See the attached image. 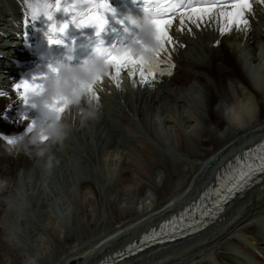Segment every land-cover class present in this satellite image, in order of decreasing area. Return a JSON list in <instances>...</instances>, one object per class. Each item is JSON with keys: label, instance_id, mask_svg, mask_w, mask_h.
Here are the masks:
<instances>
[{"label": "bare ground", "instance_id": "bare-ground-1", "mask_svg": "<svg viewBox=\"0 0 264 264\" xmlns=\"http://www.w3.org/2000/svg\"><path fill=\"white\" fill-rule=\"evenodd\" d=\"M0 1L2 5H0V76H2L0 79V88L2 91L0 93H5L0 95V101L5 100L8 103L6 108L3 107L4 109L0 110V126H3L6 120L8 121L6 124L10 123L12 126L9 129L10 131H0L4 133L20 134L26 131L30 124L39 120L40 107L34 105L26 97L21 96L20 91L22 90L18 91L17 89L14 90L11 88L12 81L15 79L14 71L16 70L12 67H8L9 58L7 55H14L13 50L15 47H12L14 30H12V27H15V20L19 15L20 8L17 0H7L9 4L4 3L3 0ZM253 3L252 11L250 13L246 12L244 16V18L248 20L249 27L237 28L233 25L231 31L226 33L220 31L221 21L218 19L209 20L205 17L203 21H198L200 27L186 20L183 29L180 28L179 18L176 19L169 31V35L173 38V44H166L168 52H162L160 57L166 60L168 53H171V64L165 63L160 65L161 69L170 68L171 74H168L167 71L163 74L157 72L154 80H150L148 83H142L138 72L135 75H129L128 69H122L119 90L122 89L125 90V92L121 94L115 93L114 91L112 92L111 90V87L117 85V82L109 78L111 77L110 72H114V69L110 70L109 75L105 76L103 80L111 79L113 82L108 83L105 89L102 88V84L105 82H101L94 86V90L99 97L97 100L98 104L101 107L103 105L105 106L103 109L100 108L106 110L108 107V110L113 115V122H111V124H113V129L109 133L105 132V129H102L101 126L98 127L95 132L87 128V126L83 127L84 130H82V127L80 128V123L78 125L76 124L81 118L78 109L68 108L65 110L63 115L68 122L70 123L74 120L76 127H78L80 131H84L81 132V134L84 136L82 139L85 138L86 141L84 140V143H80V146L131 148L139 151L142 156H144L143 158L146 159L147 163L150 166H154L158 171H154V175H150L145 169L140 168L130 157L126 158L124 160L126 166L120 169V177L115 181V186L118 187L116 190L118 195L117 199L121 202L125 201L126 205L123 206L122 209L119 207L118 202L110 201V217H107V220H102L99 215L95 214L96 212H94V210L89 208L93 206L94 201L88 200L87 207L82 209V219L79 221L83 223L81 227H85L87 231H90L100 223L99 225L105 227L104 232L107 233L103 236H97L98 239L87 248L90 251L87 250L85 253L80 252L82 250L76 252L74 250L69 251L61 264H70V262H73V264H94L98 262L104 254L112 252V250H115L117 247H122L133 237H138L142 229H147L152 223L159 222L163 215L174 205V202L182 201L186 198L189 199V196H193L200 185L209 179H213L215 172L217 169L219 170L220 166L223 164V160L230 158L234 151L237 152L240 148H245L252 144L262 135L264 132V72H261V74L257 76L256 70H258V66H254L253 64L261 63L264 58V45L259 46L258 44L260 41H264V0H253ZM11 18L12 21H10ZM203 26L206 27L203 28L200 33L196 32L197 29ZM193 32H195V34L191 37ZM212 38L213 47H209L208 44ZM221 48H225L228 52L222 55L220 53ZM232 48L237 50L239 55L242 54L243 56V59L237 63L238 67L243 65L246 67V70L244 69L245 71H243L244 73L242 72L243 79L235 73L232 67L226 65L229 63L226 62V58L231 56L232 59H234L232 55H238L233 52ZM205 54H209V63L202 66L198 59ZM215 65L220 72L218 76L210 74V71L213 70ZM262 68H264L263 65ZM123 73L128 74V76H123ZM181 76H185L186 81L182 83L174 81V79ZM222 77H224L226 81L223 80ZM192 79L196 80V84L191 83ZM198 91L202 92V97L200 99L202 100L204 98L208 104L206 109L203 106L193 105L192 103L193 98L199 102L198 97L194 96L195 94L192 93ZM105 94L113 98L115 102H107V96ZM189 95L192 98H189ZM214 102H216L215 107L210 106ZM7 108H10V110H5ZM194 108L197 110H194ZM250 110L254 112L249 113ZM177 111L183 115L182 119L185 122L191 121L190 118H194L204 124L199 123L200 126H194L193 135L195 138H192L194 142L191 143L188 142V140L180 139L179 145L181 150L187 156L195 160L191 163L188 162L185 166L186 168H184V166L172 168V163H170L171 158L169 156H161V154L159 155L156 151L152 150V148L147 147L149 144L146 142V137L134 121L137 113L146 126L145 130L158 139L160 146H168L170 142H167L164 138L163 140L160 139L161 136H159L158 131L151 128L150 123L147 121V115L157 117L163 114V116L165 115L164 122L168 123L172 121L171 114H175ZM219 113H221L222 117H226L229 114V117L220 121ZM150 116H148L149 119ZM210 119L214 120V122L211 123L212 121ZM92 124V128L94 129V123ZM0 146L5 147V151L1 152L0 155L5 156L7 159L12 158L19 149L1 140ZM54 148L55 146H53L51 152ZM84 152H86V150ZM46 159L47 157L41 158L37 155L31 157L30 161L26 165H23L25 167H21L18 170L17 176L10 175L7 168L1 167L0 196L3 197L0 198H3V200H1L2 202L0 201V212L10 211L9 213L12 215V209H15L14 207L21 203L26 207H30L26 203L30 196H26V187L28 185L24 187L25 184L23 185V183H30L29 181L33 179L34 176H43L45 179H49L51 185L50 191L43 189L41 204L39 206H37V204L33 206L34 215L36 213L39 215L43 213V208L48 207L50 204V198L52 202H54L52 195H59L60 193V190L58 188L56 189L57 183L62 182L63 186H66L65 183H67L66 181L70 171L77 174V181L81 184L93 186L95 188L93 179L86 180L84 176L81 175L82 173H78L75 169H73V171L68 168L69 171L67 173L59 172L60 174H58V176L60 175V178L56 179L55 177L57 176H54V179L51 178L52 175L50 177L46 173L47 171L44 172V169L48 170ZM209 161H213V164L207 167ZM76 166L81 167L82 171H86L87 165L82 163ZM89 169H91V171L93 170L91 167H89L88 170ZM161 172H164V174L161 176L160 181H158L156 177H160ZM202 174L204 176H202ZM182 177L183 179L179 181L178 179ZM125 183L126 185L132 184V186L134 184V189L125 193L127 189V186H123ZM261 184L263 189L264 180ZM109 188H111V186ZM147 190L153 191L154 196L156 195V197H154L155 205L153 204L154 206L151 209H149L151 205L143 206L145 209L134 206L135 199L148 196ZM262 192L264 193V191ZM248 195L249 194H245L244 197ZM244 197L237 195L235 198L236 202H234L233 205L243 201L242 199ZM261 198L262 200L256 198L248 208L246 207L247 211L254 209L252 212H243L245 214L242 216L239 214L241 217L238 218L235 223H232L228 229L225 228L226 226H223V230L214 233V238L212 237L214 240L210 239L207 241L209 245L206 247L209 246V248H201V250L203 249L204 251V249H206L205 251L209 252L199 254L196 264H216L212 257H207L210 251L211 254L218 257V259L221 258L224 260L223 262L226 264H242L234 257L236 254L232 248H236V252H241L242 257H240L243 258L242 260L245 264H248L249 260H254L253 264H264V235L262 236L261 232L257 230V219L249 221L253 218V213L258 208H261L260 206L264 205L262 202L264 197ZM260 202L261 204L259 206H255ZM38 203H40V201H38ZM236 208L237 207L229 204L219 215V219L212 225L214 226L218 223L226 222H220L221 218L224 217L225 219L226 215L232 216V212ZM262 208H264V206ZM230 211L231 213L229 214L228 212ZM263 214L264 211L262 214L256 216L259 217ZM123 215L128 219H123ZM32 220L33 219L30 218V220L26 219V222L24 221V225L31 229V233L32 231L34 232L37 227V222ZM258 220L260 222L262 220L264 221V215ZM78 225L79 224H75L76 228ZM3 228L4 227H2L0 223V261H4V254H7L11 257L13 256L14 261L19 262L17 256H14L15 253H13L3 240L4 237H10L8 235L9 233L7 234L4 232L6 229L3 230ZM238 231L246 236V241L244 239H238V235L236 236ZM72 237H66V240L68 241ZM58 242H60L62 248L63 246L61 244L64 243V241L58 240ZM227 243L231 246V249L223 247ZM17 244L15 245L17 246ZM219 244L223 246L218 247ZM198 246H195L194 249L201 247ZM220 248H224L225 251ZM93 249L97 250L95 253L96 256L94 257L95 259L90 262L92 259L89 258V263H85L86 256L89 257L87 253L89 254ZM198 251L200 250L198 249ZM60 252H62V250H60ZM193 254V256L196 255L195 253ZM138 259L139 258H137L136 261ZM123 262L124 261L121 263ZM186 262L187 261H184L182 264H193L192 262Z\"/></svg>", "mask_w": 264, "mask_h": 264}, {"label": "rangeland", "instance_id": "rangeland-1", "mask_svg": "<svg viewBox=\"0 0 264 264\" xmlns=\"http://www.w3.org/2000/svg\"><path fill=\"white\" fill-rule=\"evenodd\" d=\"M3 2L6 4H9V2H7V0H3ZM0 5H1V1H0ZM207 24H209V23H207ZM205 27L206 26H203L202 28L197 29L196 32L200 33L201 30ZM194 34H195V32H193L191 34V37H193ZM208 46L213 47V38L211 39ZM232 50L235 54H238L237 50H235L234 48H232ZM226 52H228V51L225 48H221L220 53L222 55H223V53H226ZM238 55L237 56L232 55L234 57V59H232L231 56H229V58H226V62H229L226 65L229 67H232L233 70H235V73L243 79L242 72L246 70V67L245 66H244L245 68L243 66L238 67L237 63H239L241 61V59L240 60L237 59ZM240 56H242V54H240ZM209 58H210L209 54H205V55H202V57H199L198 61L203 66V65H206L207 63H209ZM221 63H223V62H221ZM253 65L258 66V68H257L258 70H256L257 76H259L261 74V72H264L263 71L264 68H262V65L264 67V58H263L261 63L253 64ZM217 68L218 67L215 65L213 70L210 71V74L218 76L220 74V72H219V69L217 70ZM222 79L226 81V79L224 77H222ZM174 81L182 83V82L186 81V77L181 76V77L174 79ZM108 83H110V80H108V82L103 83L102 88L105 89L106 86L108 85ZM191 83L196 84V80L192 79ZM119 89L120 88L117 85H115L114 87L113 86L111 87L112 92L114 91L115 93H121V94H122V92H125V90H122V89L119 90ZM192 93L195 94L194 96L198 97V99H199V102H197L193 98L192 99L193 105L203 106L206 109L208 104L206 103L204 98L202 100L200 99L202 97V92L198 91V92H192ZM105 95L107 96L106 97L107 102H115L113 98L108 97L107 94H105ZM214 97H215V95H214ZM189 98H192V97L189 95ZM189 102H190V100H189ZM7 105H8V103L5 100H1L0 101V110L6 108ZM209 105H210V103H209ZM215 105H216V102L212 103V105H210V106L215 107ZM100 107L101 106L99 105V107L97 109V116L95 119H91L82 125L81 124V118H80V120L77 121L76 124L78 125L80 123V128L82 127V130H84L83 127L87 126V128H89L90 130H93V132H95L97 130V128L101 126L102 129H105V132H107V133L112 131L113 124H111V122H113V119H112L113 115L108 110V107L106 110H102L105 107L104 105L101 107L102 109ZM5 110H10V108H7ZM194 110H197V109L194 108ZM227 112H229V111H227ZM253 112L254 111L250 110L249 113H253ZM178 113H179V111H177L175 114H171V119L173 122L171 121L168 123L164 122L165 115L163 116V114H161L157 117L147 115V121H148V123H150L151 128L153 130L158 131L159 136H161L160 139L163 140V138H164V140H166L167 142H170V143H168V146H160L158 139L156 137H154V135H150V133L145 130L146 126H145L144 122L142 121V118L137 113H136V116L134 118V121L136 122L137 127H139V129L142 130L143 135L146 137V142L149 144V146H147V147L152 148V150L156 151L159 155L161 154V156L162 155L163 156L164 155L169 156L171 158L170 163H172V165H171L172 168H175L178 166H184V168H186L185 166H186V164H188V162L191 163V162H194L195 160H194V158L187 156L181 150V147L179 145L180 139L188 140V142H191V143L194 142V140L192 139V138H195V136L193 135V128H194V126H200L199 123H201V122H199V120H195L194 118H190L191 121L185 122L182 119L183 115L181 113H179V114ZM148 116H150V119ZM219 116H220L219 120L221 121L222 119L224 120V118L227 119L229 117V114L226 117H222L221 113H219ZM158 117H160V118H158ZM210 120L212 121L211 123L214 122V120H212V119H210ZM69 121H71V120H69ZM7 122H8L7 120L5 123L3 122L4 123L3 126H7L8 128L0 126L1 131L9 130L10 127H12L10 125V123L6 124ZM71 122H70L72 124L71 134L66 138V140L64 141V143L62 145L55 146L54 150L51 152V154L54 156L53 167L48 168V170L44 169L45 171L44 170L43 171L44 172L47 171L46 173L50 177L52 175L51 178H53L54 176H57V177H55L57 179V178H60V175L58 176V174H60L61 172L67 173L69 170L75 169V171H77L78 173H82L81 175H83L86 180L87 179L88 180L93 179V182L95 183L96 189L93 186H85V184H81L79 181H77L78 180L77 174H74L72 171H70V174L68 175L69 177L67 178V181H66L67 183H65L66 186H63L62 182L57 183L56 189L58 188L60 190L59 191L60 193H59V195L58 194L52 195L53 196L52 199L54 202H52V200L50 198V204L48 205V207L43 208L44 209L43 213H40L41 215H39L38 213H36L34 215L33 214L34 213L33 212V206L35 204H37V206H39L41 204V200H42L41 197L43 196V193H42L43 189L46 191H50L51 185H50L49 179H45L43 176L42 177L34 176V178L29 181L31 184L28 182H24L23 183V185L25 184L24 187H26L28 185L26 187V196L30 195L29 200H27V202L26 201L25 202L30 207H26L24 204L21 203L20 205H18L21 207L16 206V207H14L15 209H12V211H13L12 215H10V213H9L10 211L9 212H3V211L0 212L1 226L4 227L3 230L6 229V230H4V232L7 234L9 233L8 235L10 236L8 238L4 237L3 240L5 241L7 246L10 247V249L13 251V253H15L14 256H17V259L19 260V262L14 261L13 256L11 257L7 254H4V257H5L4 261H2V262L0 261V264H61L65 255L71 250H74L75 252L82 250L80 252H84V253H85V251L87 252V250L90 251L87 248H89V246H91L95 242V240L98 239L97 236L98 235L103 236L107 232L106 233L104 232L105 227L100 226L99 225L100 223H98V225L96 227H94L95 229L92 228V230H90V231H87L85 229V227H81V224L83 225V223H81L79 221H80V219H82V214H81L82 209L87 207L88 200L94 201L93 206H90L89 208L94 210V212H96L95 214L99 215L102 218V220L106 219L107 217H110L109 216V209H110V203L111 202H118L119 207H121L122 209H123V206L126 205L125 201L121 202L120 200L117 199L118 195L116 193V190L118 189V187L115 186L116 185V183H115L116 179H118L120 177V169H122V167L126 166L124 164V160L126 158L130 157L135 163H137V165L140 168L145 169L146 172L149 173L150 175L151 174L154 175V171H156V172L158 171L154 168V166H150L147 163L146 159L143 158L144 156H142V154L139 151H136V150L131 149V148H126V147H109V148L103 147V148H100L98 146H80V143L82 144V143H84V140L86 141L85 138L82 139L84 136H82L83 134H81V132H84V131H80V129L78 127H76V124H74L75 123L74 120H72ZM90 122L94 123L93 127L95 130L92 128L93 124ZM155 124H157V125H155ZM201 124H203V123H201ZM93 140H94V138H93ZM75 144H76V146H75ZM84 147H85L86 152H84L85 151ZM3 151H5V147L0 146V153ZM34 156H36V149L35 148H28V149H25V151H24V149H18L16 154L12 158H8V159L5 156L0 155V170L2 168H7L8 173L10 175H16L17 176L18 170L21 167H25L23 165H26L30 161L31 157H34ZM184 161H186V162H184ZM82 163L84 165H87L86 171H82L81 167L76 166V165H79ZM89 167L93 168L92 171H91V169H89L91 172L88 170ZM68 168H69V170H68ZM110 170H112V171H110ZM85 172H87V173H85ZM163 174H164V172H161L160 177L157 176L156 180L160 181L161 176ZM202 176H204V175L202 174ZM37 177H40V178H37ZM182 179H183V177L179 178L178 180L181 181ZM174 181H176V180H174ZM103 184H104V186H103ZM60 185H62V186H60ZM128 185H130V186H128ZM110 186H111V188H109ZM123 186L124 187L127 186L125 193L130 192L129 190L132 191L134 189V184L132 186V184L126 185V183H125V184H123ZM260 187L261 186H259L258 188H260ZM258 188H255L251 191V193H248L249 195L244 197L242 199L243 201H241L240 203H237L234 205L231 204V206H234L237 208L233 210L232 216L226 215L225 219H224V217L221 218L220 222L221 221H226V222H224V223L221 222V223H218L214 226L212 225L213 227L212 226L209 227L207 230L198 234L197 236H194L193 239L187 240V242H185V243L177 244V245H171L168 247L167 251H161V252L156 253L158 249H153V250H151V252L149 254H144V255L139 256L138 257L139 259L137 261H136L137 258H135L134 260H127V261H124L123 263H121L122 261H120L118 264H171V263L172 264H182L184 261L192 262L193 264H196V261L198 260L197 256L199 254H201L203 252L204 253L209 252V251H205L206 249H204V251H203V249L201 250V248H205L207 245H209V244H207V241L212 239V237L214 236V233L218 232L219 230H223L224 229L223 226H226L225 228L228 229L229 226L232 225V223H235V221H237L238 218H240L242 215H244L245 213H248V212H252L254 210V209H251V210L247 211L246 207L248 208V206H250V204H252V202H254L256 198L262 200L261 197H264V193L262 191H260L262 188H260V190ZM96 190L98 191L99 194L97 193ZM147 191H148L147 195L149 197L147 196V197L135 199V201H134L135 205L134 206H137V208L142 209L146 205L147 206L151 205V207H149V209H151L155 205L154 204V202H155L154 197H156V195L154 196L153 191H149V190H147ZM0 197H3V196H0ZM1 200H3V198H0V201ZM38 201H40V203H38ZM262 202L264 203V198H263ZM263 203H262V205H263ZM121 204H123V205H121ZM260 204H261V202L255 206H259ZM263 206H260L261 208H258L253 213V215H252L253 218H251L252 220L251 219L249 220V221H253V220L257 219V222H256V225L258 226L257 230H258V232H261L262 236L264 235V221L262 220L260 222L258 219L261 218L264 214L262 216H259V217L256 215L262 214V212L264 211V208H262ZM96 208H97V210H96ZM243 212H245V213H243ZM228 213L230 214L231 211ZM246 217H248V216H246ZM30 218L37 222L36 230L34 232L32 231V233H31V229L28 226L24 225L25 224L24 221L26 222V219L30 220ZM122 218L125 219L126 216L123 215ZM126 219H128V218H126ZM231 220L234 222H232ZM3 223L5 224V226ZM75 224L80 225V227H79V225L77 227L78 230H77ZM98 227H100V228H98ZM85 233H87V234H85ZM72 236H74V237H72ZM236 236L238 237V239H242V240L244 239L246 241V236L243 233L241 234L238 231L236 233ZM66 237H68V238L72 237V238H70L67 241ZM1 239H2V237H1ZM58 240L64 241V243L61 244L63 246L62 248H61L60 242H58ZM92 240H94V241H92ZM212 240H214V239H212ZM87 241H88V243H87ZM17 242H18V244H17ZM117 243H119V242H117ZM15 244H17V246ZM203 245H204V247H203ZM195 246H198V247L201 246L200 248H198L200 251H198V249H194ZM222 246L223 245L219 244L218 247H222ZM17 247H18V249H17ZM223 247H228L231 249V246H229L228 243ZM206 248L208 249L209 246ZM16 249H17V251H16ZM220 249H224V248H220ZM60 250H62V252H60ZM96 251H97L96 249L95 250L93 249V250H91L92 253L91 252L89 254L87 253V255H89V257L86 256L85 263H89L90 259H92V260H90V262L95 259L94 257L96 256L95 255ZM224 251H225V249H224ZM234 252L237 256L236 257L234 255L236 260L242 264H245L242 260L243 258H241L242 257L241 252H236V251H234ZM61 253H62V255H61ZM193 253L196 254L195 255L196 257L193 256L194 255ZM16 254H18V255H16ZM57 254H58V256H57ZM92 254H93V256H92ZM207 257H210V258L212 257L213 261L216 264H226L225 262H223L224 260H222L221 258L218 259V257L211 254V251ZM204 264H206V263H204Z\"/></svg>", "mask_w": 264, "mask_h": 264}, {"label": "clouds", "instance_id": "clouds-1", "mask_svg": "<svg viewBox=\"0 0 264 264\" xmlns=\"http://www.w3.org/2000/svg\"><path fill=\"white\" fill-rule=\"evenodd\" d=\"M61 5H52L47 0H34L31 5L35 16L40 13L52 17ZM143 18L131 13L127 19L131 25L136 26V36L127 44L113 50L108 47H98L95 59H85L83 63L74 65L70 62L60 61L49 67L46 75L42 77L40 87L27 93L26 98L34 105L44 109L43 118L30 124L31 130L22 134L7 136L6 140L19 149L35 148L38 157H47V167L52 168L54 156L51 154L53 146L62 145L71 134L72 124L68 122L63 113L54 110V105L63 104L67 108H77L81 114V124H85L97 116L99 104L95 96L89 92V86H95L101 76L109 73L108 55L113 51L131 52L142 56L150 62L160 48V41L156 31V17L152 9L145 8ZM73 57L68 56V61Z\"/></svg>", "mask_w": 264, "mask_h": 264}, {"label": "snow or ice", "instance_id": "snow-or-ice-1", "mask_svg": "<svg viewBox=\"0 0 264 264\" xmlns=\"http://www.w3.org/2000/svg\"><path fill=\"white\" fill-rule=\"evenodd\" d=\"M151 4L153 15L156 17V31L160 41V48L152 57L151 61H145L142 56L135 55L131 52H119L109 53L108 65L109 69H114V74L111 75V79L117 82V86L120 83V74L122 69H128L129 75H135L139 73L140 80L142 83H148L150 80H154L156 73L160 72L163 74L165 71L171 74V69H161V64H171V53L167 55V59H161L162 52H168L166 44H173V38L169 35V31L172 27L173 20L179 17L180 28L183 29L186 20L191 24L200 27L198 21H203L205 17L207 19H218L221 21V32L231 31L233 25L237 28H247L248 20L244 18L245 12L252 11L251 0H147V6ZM149 7V6H148ZM110 10L107 3L94 4L87 12H78L74 17L77 21V26L83 25H95L98 29H103L106 24L105 11ZM35 18V13H32ZM49 18H51L49 16ZM55 26H53L54 28ZM68 25L65 23L60 31L67 28ZM190 31V29H189ZM174 67V65H173ZM109 75V73H108ZM104 76L97 79L96 85L101 83ZM40 87V83L33 80L32 82L24 81L22 84L16 85V89L20 91V95L23 97L27 96L30 91H35ZM89 92L92 93L98 100L94 86H89ZM3 95V93H0ZM55 111L64 113L67 108L66 105L57 104L51 106ZM31 130L30 126L27 128ZM12 143V141H9ZM261 153H264V145L259 146ZM247 155V154H245ZM239 159V158H238ZM258 164H247L243 168L236 170L233 174H225L220 179L221 189H226L229 194L240 188L247 179L254 175L256 172H264V155H260L258 158ZM221 189L216 190V194L219 200H226L229 197L224 195ZM219 200L217 202H219ZM170 223V222H169ZM164 229L165 226H161ZM148 239L146 235L145 240ZM118 256H123V253H118ZM111 261V258H110ZM109 264V262H106ZM114 264V262H112Z\"/></svg>", "mask_w": 264, "mask_h": 264}, {"label": "water", "instance_id": "water-1", "mask_svg": "<svg viewBox=\"0 0 264 264\" xmlns=\"http://www.w3.org/2000/svg\"><path fill=\"white\" fill-rule=\"evenodd\" d=\"M208 163H211V161H209ZM70 264H73V262H70Z\"/></svg>", "mask_w": 264, "mask_h": 264}]
</instances>
